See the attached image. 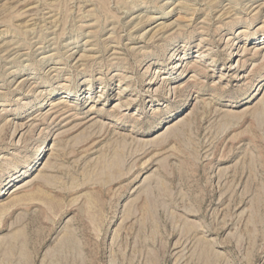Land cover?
<instances>
[{"label":"rangeland","instance_id":"obj_1","mask_svg":"<svg viewBox=\"0 0 264 264\" xmlns=\"http://www.w3.org/2000/svg\"><path fill=\"white\" fill-rule=\"evenodd\" d=\"M0 264H264V0H0Z\"/></svg>","mask_w":264,"mask_h":264},{"label":"bare ground","instance_id":"obj_2","mask_svg":"<svg viewBox=\"0 0 264 264\" xmlns=\"http://www.w3.org/2000/svg\"><path fill=\"white\" fill-rule=\"evenodd\" d=\"M170 127V126H169Z\"/></svg>","mask_w":264,"mask_h":264}]
</instances>
